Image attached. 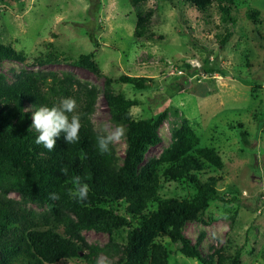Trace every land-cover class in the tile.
<instances>
[{
    "label": "rangeland",
    "instance_id": "374dc122",
    "mask_svg": "<svg viewBox=\"0 0 264 264\" xmlns=\"http://www.w3.org/2000/svg\"><path fill=\"white\" fill-rule=\"evenodd\" d=\"M234 21L223 20L213 3L200 12L183 0H0V41L10 44L25 60H3L0 75L9 82L22 70L72 73L95 87L98 98L91 116L102 135L126 124L114 121L102 95L105 76L114 90L134 100V119L164 114L160 141L151 146L143 161L156 158L174 140L183 120L194 130L201 145L216 149L221 170L202 174L220 176L219 194L236 200H212L207 209L182 224V233L207 258L215 250H240L241 264H264V0H233ZM258 10L262 20L253 24L246 9ZM152 11L149 32L136 37L139 11ZM226 38V41L221 43ZM96 44H98L96 46ZM94 52L99 73L73 63L80 54ZM57 56L59 61L32 63L36 57ZM121 74L146 76L153 83L144 89L117 80ZM259 82L258 86L246 80ZM242 127H237V123ZM247 131L248 144L241 131ZM121 163L126 134L112 143ZM195 188L181 180L162 179L160 194L191 198ZM10 197L19 199L17 193ZM37 210L42 207L27 203ZM117 212L122 209L114 207ZM90 244L103 246L108 235L83 231ZM126 229L118 232L125 242ZM172 264H201L183 255L179 241L160 235ZM122 248L111 258L118 264ZM87 264L82 257L63 258L55 263Z\"/></svg>",
    "mask_w": 264,
    "mask_h": 264
},
{
    "label": "trees",
    "instance_id": "16d2710c",
    "mask_svg": "<svg viewBox=\"0 0 264 264\" xmlns=\"http://www.w3.org/2000/svg\"><path fill=\"white\" fill-rule=\"evenodd\" d=\"M138 6L139 0H130ZM200 12L215 3L223 20L234 21L233 0H183ZM134 31L136 37L149 32L152 11L138 12ZM246 17L253 24L262 20L257 9L248 7ZM226 38L221 41L225 42ZM98 44H96L97 46ZM94 52L80 54L73 61L94 73L99 69ZM25 60L10 44L0 41V62ZM59 61L57 56L36 57L32 63ZM136 89H144L153 78L121 74L117 78ZM113 79L104 77L102 95L111 118L126 124V147L121 163L113 144L101 154L91 116L98 90L80 81L72 73L22 70L14 80L0 75V264H45L63 258L82 257L87 264H97L98 256L111 258L122 248L124 255L118 264H172L165 245L156 241L169 235L179 241L180 252L196 258L201 264H241L240 250L226 253L215 250L203 257L197 243L193 244L181 231L182 224L197 218L212 200H236L219 194L220 176L202 174L221 170L223 162L214 147L200 144L194 130L183 120L174 133L171 145L156 158L143 161L151 146L159 143V128L164 114L134 119L130 108L134 100L126 99L112 86ZM254 86L259 82L246 80ZM74 97L81 116L79 141L68 144L65 133L56 138L54 150L37 145V131L31 128L33 112L40 106L58 105L63 98ZM238 122L237 127H242ZM248 144L247 131H241ZM67 168V175L61 172ZM90 187L88 199L78 202L69 197L74 177ZM162 179L181 180L196 192L191 198L166 197L160 194ZM17 193L19 199L10 197ZM56 192L59 200L49 194ZM27 203L42 207L37 210ZM122 209L117 212L114 207ZM126 229L125 242H118V232ZM108 235L103 246L86 241L83 231ZM264 259V246L261 253Z\"/></svg>",
    "mask_w": 264,
    "mask_h": 264
},
{
    "label": "clouds",
    "instance_id": "9594fccd",
    "mask_svg": "<svg viewBox=\"0 0 264 264\" xmlns=\"http://www.w3.org/2000/svg\"><path fill=\"white\" fill-rule=\"evenodd\" d=\"M78 105L74 97L63 98L58 105L40 106L32 115V125L38 136L35 139L37 145H43L48 151L54 150L56 138L61 132L65 133V140L68 144L79 141V131L82 127L81 116L76 112ZM126 134L123 126H117L110 132L96 137L97 148L101 154L109 152V145L119 142ZM61 172L67 175L68 169L62 168ZM74 187L68 189V195L78 202L88 199L90 187L76 176L72 181ZM50 199L59 200L60 195L56 192L49 194ZM97 264H111L107 258L98 260Z\"/></svg>",
    "mask_w": 264,
    "mask_h": 264
}]
</instances>
